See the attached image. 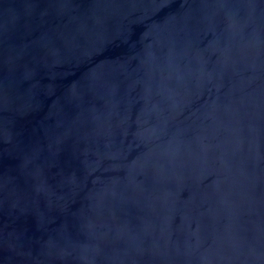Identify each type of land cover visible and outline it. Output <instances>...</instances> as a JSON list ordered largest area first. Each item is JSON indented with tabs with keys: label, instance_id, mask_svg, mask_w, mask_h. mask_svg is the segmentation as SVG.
<instances>
[{
	"label": "water",
	"instance_id": "1",
	"mask_svg": "<svg viewBox=\"0 0 264 264\" xmlns=\"http://www.w3.org/2000/svg\"><path fill=\"white\" fill-rule=\"evenodd\" d=\"M0 264H264V0H0Z\"/></svg>",
	"mask_w": 264,
	"mask_h": 264
}]
</instances>
